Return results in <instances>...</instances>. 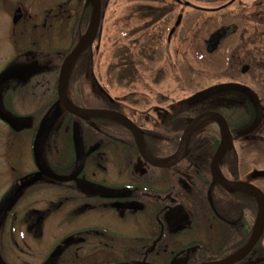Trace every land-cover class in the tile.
I'll use <instances>...</instances> for the list:
<instances>
[{
  "label": "flooded vegetation",
  "instance_id": "obj_1",
  "mask_svg": "<svg viewBox=\"0 0 264 264\" xmlns=\"http://www.w3.org/2000/svg\"><path fill=\"white\" fill-rule=\"evenodd\" d=\"M100 1L102 17L94 42L101 36L103 10L107 7V1ZM246 1H251V9L238 19L232 17L225 27V36L239 31L240 45L229 50L232 55L228 53L231 57L237 49L243 53L239 77L212 86L236 84L251 91L262 113L257 127L247 131L257 109L242 92L225 91L186 101L167 99L161 94L143 100L133 95L134 99H129L125 94L110 96L92 78L96 106L89 105L90 99L82 96L79 98L84 106L69 95L68 100L76 107L113 115L83 119L63 110L46 135L48 149L47 157H42L43 165L52 175L63 178L76 168L75 131L84 156L75 179L46 177L34 160L28 172L24 170L16 175L18 178L9 179L0 196V264H264V209L258 237L248 249L260 213L259 199L250 187L264 196V0ZM13 6L14 12L25 11L19 0ZM49 10L48 17L60 21L71 15L81 16L79 28H86L80 39L88 30L93 7L84 8V1L79 0L78 8H73L71 1L65 0L56 10ZM21 15L22 18L24 13ZM176 27L174 23L167 38L173 36ZM92 46L81 56L90 55ZM70 51L63 55L33 40L14 48L18 55H32L38 63L13 65L30 66L32 71L27 79L10 80L0 86V110L6 115L12 113L16 94L39 87L51 92L53 109L62 108L58 78L54 76L61 64L47 67L42 61L56 55L63 60ZM250 58L253 61L246 60ZM254 60H258L257 65ZM86 81L82 82V90ZM4 87H8V93L2 97ZM75 87L80 90V85ZM207 113H215L223 121L216 117L202 119L185 139L188 125ZM130 123L139 130L148 157L139 152ZM225 128L232 147L215 162ZM177 153L181 157L176 160ZM42 189L47 195L37 198L35 192ZM44 224L51 232L59 228L63 233L53 238L45 259L38 262L29 257L38 253L36 244L43 238ZM10 238L16 248L15 257ZM8 253H12L10 260L5 258Z\"/></svg>",
  "mask_w": 264,
  "mask_h": 264
},
{
  "label": "rangeland",
  "instance_id": "obj_2",
  "mask_svg": "<svg viewBox=\"0 0 264 264\" xmlns=\"http://www.w3.org/2000/svg\"><path fill=\"white\" fill-rule=\"evenodd\" d=\"M14 1L16 0H0V73L26 61L38 63L32 55L20 56L14 52V48L19 49L24 42L30 40L38 42L40 47L58 49L63 55L71 50L63 60L56 55L57 57H47L42 61L47 67L62 65L64 59L74 51L87 32L78 38L86 28L85 26L83 30L79 28V25H82L81 16L75 18L71 15L65 21L49 18L47 15L51 12L49 9L56 10L65 0H19L24 4L25 11H22L24 16L16 25L13 23ZM70 1L73 8H78L79 0ZM82 1L84 8L93 7L88 0ZM106 1L107 7L103 10L104 18L101 21V36L85 49L93 45L92 53L83 57L81 56L85 51L83 50L74 59L66 75L64 90L72 101L76 99L75 103H78L77 100H81L79 96H82L90 99L89 105H97L92 78L96 79L101 90H105L112 97H121V94H125L126 98L134 99V95L135 98L143 100L161 94L164 98L182 101L194 99L198 95L196 93L214 84L238 79V67L243 60V53H240L239 49L234 57L228 53L232 47L240 45L239 31L232 36L224 35L212 53L206 49L207 40L212 32L229 26L232 17L238 19L241 14L249 11L251 1L237 0L230 5L227 4L230 0ZM221 6L224 8L218 9ZM242 7L245 9L240 12ZM179 14L182 16H178ZM174 23L177 26L175 33L171 38H167L168 31ZM229 54L232 55V52ZM246 60L253 61L251 58ZM127 61L128 64H124ZM254 62L255 65L258 64V60ZM57 68L54 76L59 78L60 69ZM78 73L82 75L83 82L87 80L85 91L81 89L84 83L81 82ZM75 85H80L83 93L79 92ZM7 88H2V97L4 93H8ZM33 90V88L28 92L24 90V95L16 94L13 98L15 104L12 106L13 112L7 114L15 120L20 118L30 120L28 127L14 129L0 122V196L12 176L14 178L20 175L18 173L24 170L28 172L32 168L34 160L32 126L39 120L38 125L42 124L45 129L43 118L45 115L63 112L59 107L53 109L55 103H51L53 98L51 92L42 91L40 87ZM127 91L130 92L129 97ZM38 127L36 124L37 129ZM47 149L48 141L44 136L41 143L43 162V158L47 157ZM35 195L40 198L47 193L42 189L35 192ZM62 233L63 229L60 231L57 228L51 232L44 224L43 238L36 244L38 253L35 251L29 258L37 259L38 262L44 260L53 238L59 237ZM27 242L29 244V241ZM11 243L10 238V245L15 251L16 248ZM11 254L8 253L5 258L10 260ZM15 254L16 251L14 257ZM18 257L22 259L20 255Z\"/></svg>",
  "mask_w": 264,
  "mask_h": 264
},
{
  "label": "water",
  "instance_id": "obj_3",
  "mask_svg": "<svg viewBox=\"0 0 264 264\" xmlns=\"http://www.w3.org/2000/svg\"><path fill=\"white\" fill-rule=\"evenodd\" d=\"M88 2H91L93 7H94L93 15H92L88 30H87L84 38H82V40L77 45V47L74 49V51H72L71 54H69L64 59L62 65H61V68H60V74H59V78H58V82H57V84H58V86H57L58 98H59V101L61 103L62 109L64 111L78 117V118H83V119H88L90 117H106V116H112L113 115L111 112H106V111H102V110L86 109V108L76 107L69 100H67L66 92L64 90L66 75L68 73V70H69L72 62L83 50H85L86 48H88L92 44L93 40L96 37L98 27H99V23H100V19L102 17L101 1L100 0H88ZM21 14H22L21 10L17 9L15 12L14 18H13L14 24H16L21 19V16H22ZM225 33H226L225 29L222 28V29L215 31L211 35V37L209 38V40L207 42V48H206L209 53H212L213 51L216 50V48L218 47V44L220 43L221 38L225 35ZM31 71H32V68L30 66L9 67L0 73V86L3 85L4 83H6L7 81H10V80L27 79L29 74L31 73ZM225 91L242 92V93H245L251 99V101L253 102V104L255 105V107L257 109V116L255 118L254 123L252 124V126L247 131L249 132L251 130H254L257 127V125L260 123L262 113H261L260 105L257 101L256 96L251 91H249L248 89H245V88H243L239 85H236V84L216 85V86H212V87L204 90L203 92L199 93L196 97L199 96L200 98H207L213 94L225 92ZM62 113L63 112L53 113L52 116L48 117V119H46L44 122L46 124L45 129L43 128L42 124L38 127V129L36 130L35 136L33 138L32 150H33L34 162H35L38 170L43 175H45L46 177H49V178L57 179L59 181H70V180H73L76 178L77 174L79 173V171L81 170V168L84 164V156L79 151L78 140H77L78 138H77L75 131L73 133V141H74V148H75L76 168L70 176L62 178V177H56V176L52 175L44 167L42 159H41L42 139L44 136H46L50 133V131L52 130V128H53L54 124L56 123L58 117ZM207 117H216L221 122L223 121L222 117H220L219 115H217L215 113H207V114H204L202 116H199L196 119H194L188 125V127L185 131V139L187 137L188 132L191 130V128L196 123H198L199 121H201L202 119H205ZM0 120L7 123L8 125H10L14 129H22V128H26L29 126V120L12 119L8 115L3 113L1 110H0ZM129 128L132 130V132L134 134L136 146H137L139 152L143 156L148 157V155L146 154V152L143 148V143H142V139H141L139 130L132 123L129 124ZM231 147H232V139H231V136H230L227 128H225V132L221 138L220 145H219L218 150L214 156L213 161L216 162L222 156V154L225 153L227 150L231 149ZM175 157L177 160L179 157H181V155H179L177 153ZM262 174L264 175V173H262ZM222 184L227 186V184H224V183H222ZM228 184H231V183H228ZM237 186L244 187L243 184H239V183L237 184ZM15 188H16V185L8 192L7 195H10L15 190ZM250 189L252 191H254V193L257 195V197L259 199L260 213H259L258 218L256 220L254 230H253V235H252V238H251L250 243L248 245V249L253 245V243L256 241V239L258 237L259 228H260V225H261V222L263 219V213H264L263 212L264 196L261 193H259L258 191H256L255 188L250 187Z\"/></svg>",
  "mask_w": 264,
  "mask_h": 264
},
{
  "label": "trees",
  "instance_id": "obj_4",
  "mask_svg": "<svg viewBox=\"0 0 264 264\" xmlns=\"http://www.w3.org/2000/svg\"><path fill=\"white\" fill-rule=\"evenodd\" d=\"M104 2L106 1V0H103ZM82 71V70H81ZM80 71V72H81ZM80 73H78V77H80V80H81V82H83V80H82V75H79ZM78 77H77V80H76V82L78 81ZM73 86V85H72ZM77 102L78 103H76V104H78V105H80V106H84L83 105V102L82 101H79V100H77ZM35 124H38V122L37 123H35ZM36 129V126L33 128V134H34V130Z\"/></svg>",
  "mask_w": 264,
  "mask_h": 264
},
{
  "label": "bare ground",
  "instance_id": "obj_5",
  "mask_svg": "<svg viewBox=\"0 0 264 264\" xmlns=\"http://www.w3.org/2000/svg\"><path fill=\"white\" fill-rule=\"evenodd\" d=\"M66 97H67V100H68L69 99L68 96H66Z\"/></svg>",
  "mask_w": 264,
  "mask_h": 264
}]
</instances>
